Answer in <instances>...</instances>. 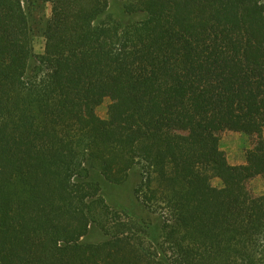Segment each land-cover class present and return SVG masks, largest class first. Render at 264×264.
<instances>
[{
    "label": "trees",
    "instance_id": "obj_1",
    "mask_svg": "<svg viewBox=\"0 0 264 264\" xmlns=\"http://www.w3.org/2000/svg\"><path fill=\"white\" fill-rule=\"evenodd\" d=\"M26 2L51 5L41 55L22 1L0 0V264H264V0H139L132 23L108 0ZM227 131L254 139L243 165ZM134 169L158 231L91 179Z\"/></svg>",
    "mask_w": 264,
    "mask_h": 264
},
{
    "label": "rangeland",
    "instance_id": "obj_2",
    "mask_svg": "<svg viewBox=\"0 0 264 264\" xmlns=\"http://www.w3.org/2000/svg\"><path fill=\"white\" fill-rule=\"evenodd\" d=\"M25 8L29 28L31 30V44L34 54L41 55L44 50L45 40L41 30L50 17L51 5L45 3H30L21 0ZM139 0H108L107 13L115 20L123 23H132L144 18L142 13L129 12ZM111 98H106L95 108L94 114L101 120L107 119V108ZM264 139V132H263ZM217 146L225 152L228 163L245 162V152L253 147L254 139L247 134L224 132L216 137ZM239 157V159H238ZM91 179L100 185V197L105 204L121 216L134 221L148 224L151 229H159V219L156 214L144 208L134 197V188L139 182V171L134 169L130 172L127 180L122 185H113L105 181L99 173L92 172ZM212 185L218 189L222 188L218 179L212 180ZM249 188L254 196L264 199V179L257 177L249 183ZM105 240L102 233L92 228L89 234L83 239L86 243H98Z\"/></svg>",
    "mask_w": 264,
    "mask_h": 264
},
{
    "label": "crops",
    "instance_id": "obj_3",
    "mask_svg": "<svg viewBox=\"0 0 264 264\" xmlns=\"http://www.w3.org/2000/svg\"><path fill=\"white\" fill-rule=\"evenodd\" d=\"M238 159H239V157H238ZM245 162H244V159H243V161H239V162H237V163H231V165L232 166H239V165H243ZM255 179H257V178H255ZM254 179V180H255Z\"/></svg>",
    "mask_w": 264,
    "mask_h": 264
}]
</instances>
